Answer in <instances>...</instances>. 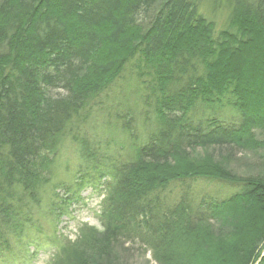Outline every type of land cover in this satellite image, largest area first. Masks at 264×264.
Masks as SVG:
<instances>
[{
	"label": "trees",
	"instance_id": "obj_1",
	"mask_svg": "<svg viewBox=\"0 0 264 264\" xmlns=\"http://www.w3.org/2000/svg\"><path fill=\"white\" fill-rule=\"evenodd\" d=\"M92 117V174L62 186L105 192L101 231L51 264H124L127 243L156 264H264V0H0L1 248Z\"/></svg>",
	"mask_w": 264,
	"mask_h": 264
},
{
	"label": "rangeland",
	"instance_id": "obj_2",
	"mask_svg": "<svg viewBox=\"0 0 264 264\" xmlns=\"http://www.w3.org/2000/svg\"><path fill=\"white\" fill-rule=\"evenodd\" d=\"M135 86L133 81H126L119 90L112 89L107 94L116 100L122 93H132ZM119 91L120 94L113 95ZM97 122L93 118L89 124L82 125L81 130L77 131V129L69 127L62 134L57 155L50 165V176L41 186V202L39 201L40 204L30 209L33 216L31 219H27L30 226L22 224L21 227L10 232L8 235L10 247H0V264H51L53 256L61 247H64L69 241L74 242L80 238V229L89 228L90 231L87 230L90 232L89 234L92 231H101L100 214L105 201V192H101L100 188L93 185L83 184L73 196L68 194L66 186H62V184L71 185L76 181V176L92 174L90 165L80 159L79 138L83 131H88L91 137L98 138L101 124L98 123L95 126L91 124ZM72 124L74 123L72 122ZM76 132H80L78 136H75ZM100 147L109 150V159L118 156L114 147L109 149V143ZM95 148L98 147L95 146ZM103 152V150L98 152V155H102ZM58 185L61 189L59 188L57 192L62 199L57 201L59 210L54 213L50 210L49 204ZM207 189L212 190L211 187H207ZM65 198H69V200L63 201ZM61 211L67 213L60 215ZM19 229L22 230V233H16ZM124 247H129V257H125V255L123 257L124 264H156L151 251L146 250L143 246L127 243Z\"/></svg>",
	"mask_w": 264,
	"mask_h": 264
},
{
	"label": "bare ground",
	"instance_id": "obj_3",
	"mask_svg": "<svg viewBox=\"0 0 264 264\" xmlns=\"http://www.w3.org/2000/svg\"><path fill=\"white\" fill-rule=\"evenodd\" d=\"M98 150H99V148H98Z\"/></svg>",
	"mask_w": 264,
	"mask_h": 264
}]
</instances>
